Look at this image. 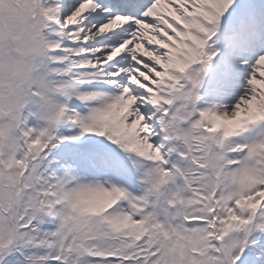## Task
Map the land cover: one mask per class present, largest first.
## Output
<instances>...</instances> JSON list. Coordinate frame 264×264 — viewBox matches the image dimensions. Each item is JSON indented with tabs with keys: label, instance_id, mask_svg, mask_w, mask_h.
<instances>
[{
	"label": "snow or ice",
	"instance_id": "6c2138e0",
	"mask_svg": "<svg viewBox=\"0 0 264 264\" xmlns=\"http://www.w3.org/2000/svg\"><path fill=\"white\" fill-rule=\"evenodd\" d=\"M0 264H264V0H0Z\"/></svg>",
	"mask_w": 264,
	"mask_h": 264
},
{
	"label": "clouds",
	"instance_id": "9594fccd",
	"mask_svg": "<svg viewBox=\"0 0 264 264\" xmlns=\"http://www.w3.org/2000/svg\"><path fill=\"white\" fill-rule=\"evenodd\" d=\"M28 21L24 17L0 18V27L11 26L15 28L24 37L23 43H29L30 38L27 35L26 28Z\"/></svg>",
	"mask_w": 264,
	"mask_h": 264
}]
</instances>
